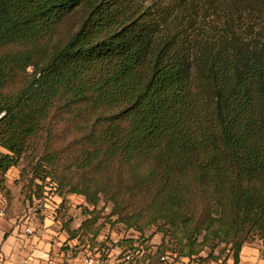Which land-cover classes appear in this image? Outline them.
Masks as SVG:
<instances>
[{"label":"trees","instance_id":"1","mask_svg":"<svg viewBox=\"0 0 264 264\" xmlns=\"http://www.w3.org/2000/svg\"><path fill=\"white\" fill-rule=\"evenodd\" d=\"M23 159L31 203L83 198L81 245L110 205L162 235L150 264H239L264 241V0H0V187Z\"/></svg>","mask_w":264,"mask_h":264},{"label":"crops","instance_id":"2","mask_svg":"<svg viewBox=\"0 0 264 264\" xmlns=\"http://www.w3.org/2000/svg\"><path fill=\"white\" fill-rule=\"evenodd\" d=\"M67 202L64 217V213L58 212L44 218L35 215L1 217L0 264H118V260L115 263L104 260L102 248L80 245L78 238L71 239L62 229L64 219L72 218L71 229H77L85 219L81 213V223L73 227L74 215L69 213ZM249 244L242 248L239 264H264V241ZM105 254L108 256V251Z\"/></svg>","mask_w":264,"mask_h":264},{"label":"rangeland","instance_id":"3","mask_svg":"<svg viewBox=\"0 0 264 264\" xmlns=\"http://www.w3.org/2000/svg\"><path fill=\"white\" fill-rule=\"evenodd\" d=\"M28 165V160L23 159L18 167H14L6 174L5 182L0 187V201L5 207L6 215L23 216V215H35L37 218L54 216L57 213L61 199L57 196L48 195L47 198L42 200H34L32 203L25 198V192L28 193L26 188L31 175L26 174L23 178L21 177V171L23 167ZM30 171V167H27ZM37 183H40L37 181ZM24 185L26 187L23 189ZM48 190V189H47ZM49 191V190H48ZM68 210L71 215H74L73 227H78L83 219L81 213L83 210V198L78 195L68 196ZM104 204L102 203L99 209H102ZM65 211L62 209V213ZM111 214V206L107 205L104 210L100 212V220L98 223H103V229L95 240H88L90 246L94 248H102V256H105L104 260L115 263L118 260V264H150L149 256L155 252L158 245L161 243L162 235L155 232V228H151L146 231L143 236L139 232L134 230H126L125 226L116 223V217L109 216ZM136 239L134 243H129L130 239ZM77 242V241H76ZM80 244V241L78 240ZM81 245V244H80ZM250 245V244H249ZM87 247V246H86ZM104 251V252H103ZM108 251L106 255L105 252ZM134 262L129 263L123 259L126 253H137ZM224 255L220 258V263H224ZM169 260L164 261L169 263ZM188 261V260H184ZM160 264H164L163 262ZM216 264V263H210ZM222 264V263H221ZM224 264H232V260Z\"/></svg>","mask_w":264,"mask_h":264},{"label":"built area","instance_id":"4","mask_svg":"<svg viewBox=\"0 0 264 264\" xmlns=\"http://www.w3.org/2000/svg\"><path fill=\"white\" fill-rule=\"evenodd\" d=\"M6 215V210H5V207L1 204V201H0V218L1 217H4ZM28 233H32V231L30 230H27ZM138 254H140V252L138 251L137 253L133 254V253H126L123 257V260L126 261V262H133V263H136V261L134 262L135 260V257L138 256ZM162 260H164V258H162Z\"/></svg>","mask_w":264,"mask_h":264}]
</instances>
